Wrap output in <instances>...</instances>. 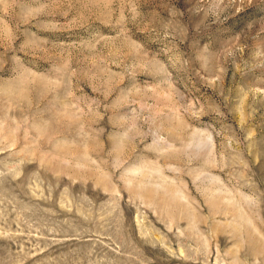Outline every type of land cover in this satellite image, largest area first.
<instances>
[{
  "label": "rangeland",
  "instance_id": "1",
  "mask_svg": "<svg viewBox=\"0 0 264 264\" xmlns=\"http://www.w3.org/2000/svg\"><path fill=\"white\" fill-rule=\"evenodd\" d=\"M0 264H264V0H0Z\"/></svg>",
  "mask_w": 264,
  "mask_h": 264
}]
</instances>
